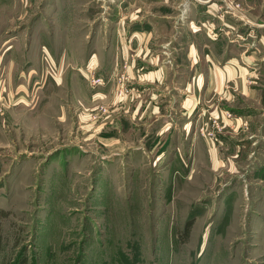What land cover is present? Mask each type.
Segmentation results:
<instances>
[{
  "label": "rangeland",
  "instance_id": "1",
  "mask_svg": "<svg viewBox=\"0 0 264 264\" xmlns=\"http://www.w3.org/2000/svg\"><path fill=\"white\" fill-rule=\"evenodd\" d=\"M241 9L239 0H0V264H264V119L252 114L261 136L226 134L214 157L210 142L239 113L212 115L208 100L182 118L202 148L182 133L170 152L160 142L119 150L94 128L107 105L80 103L109 79L117 97L131 94L128 64L104 74L80 63L83 84L73 91L62 82L72 73L63 63L70 42L84 35L90 56L117 32L126 41L129 31L158 29V47L166 30L172 44L188 12H199L215 38ZM45 71L60 81L46 91L60 105L54 118L40 101ZM255 77L264 92V71ZM243 99L235 98L240 111L258 108ZM126 137L137 142L140 133Z\"/></svg>",
  "mask_w": 264,
  "mask_h": 264
},
{
  "label": "crops",
  "instance_id": "2",
  "mask_svg": "<svg viewBox=\"0 0 264 264\" xmlns=\"http://www.w3.org/2000/svg\"><path fill=\"white\" fill-rule=\"evenodd\" d=\"M185 1L182 0V3ZM239 1L242 9L237 11L241 14L239 15L241 20L236 21L231 15H226L220 22L224 25L221 29L217 28L218 36L215 38L199 26L200 23L206 24L209 17L194 18L193 16L199 12L193 15L188 12L182 20V28L174 31L176 36L172 44L169 29L162 36L163 42L160 46H152L151 40L159 36V31L155 28L140 33L129 31L126 41H123V32H117L116 35L110 32L109 34H113L110 35L111 40L106 41L104 46L99 48L98 54L95 53L92 56L86 48L85 35L82 36L84 40L81 42L77 39L70 42L75 47L83 46L78 47L77 50L75 47L73 50L70 49L64 59L66 62L62 61L65 70L72 72L67 73V76L62 78V82L66 78V84L73 91L74 88L83 84L79 82V74L81 76L87 74L85 73L87 70L78 67L80 63H87V67L91 70L97 69L99 73L104 71L102 72L104 74L107 70H112L111 73L117 69L121 70L124 63L128 64L131 94L126 97H117L114 93L115 79H109L104 85L97 87L93 96L90 88L88 98L82 93L83 98L80 104L83 107L88 102L92 103L96 100L107 105L102 121L94 127L99 132L101 142L113 145V148L119 150L128 147L148 150L149 146L160 142L158 149H168L170 152L175 146L178 147L176 141H182L181 137L184 133V138L190 135L189 141L200 149L202 148L201 139L194 137L197 133L191 128L190 120H182V118L189 117L190 119L192 114L186 116L184 113H192L196 105L208 100L211 101L212 115L219 114V111L223 114V109L239 113L238 117L234 114L236 117L230 119L232 120L231 127L218 133L217 140L210 142L212 156L216 157L214 150H217L219 144H224L226 134L234 136L232 134L241 130V132H248L245 136L251 138L252 141L254 136L257 137L258 134L261 136L259 133L261 124L259 129L258 125L254 127L252 114L260 116L257 117L259 122L263 121L264 92L263 88L259 87L256 93L254 83H256L255 74L261 75L264 71V0ZM189 6L191 7V3ZM252 24H254L253 27ZM107 34L106 32L105 35ZM139 41H144V43L141 45ZM10 46L13 45H8L4 52H12ZM129 49L132 50L130 54H128ZM38 55L36 62L40 61V64H45L40 60V52ZM50 59L53 63V59ZM140 70L143 71L139 72ZM76 71L78 74L75 73ZM48 73L45 71V74H42L46 84L44 83V89L42 87V94H40L45 96L40 101L44 102V108L41 107L42 111L48 108L46 107L48 102L51 103L50 117L54 118L57 113L53 114V110L59 111L60 105L53 98L49 101L46 98V91L56 89L60 81L55 78V74L48 76L50 74ZM235 87L240 88L241 91L236 92ZM73 91L71 92L72 98H74ZM209 95H211L210 99L207 98ZM242 95L243 100L249 102V107L251 103L256 102L259 104L258 108L251 107L247 110L244 107L242 111L237 109L235 98ZM70 101L73 104L74 101L71 99ZM187 102L189 103L186 105ZM190 106L191 108L188 109ZM63 109L66 110L64 107ZM107 123L113 130L105 129ZM88 126L92 127V125ZM137 132L140 133V139L137 142H135L136 139L130 140L126 137L129 133ZM262 139L264 141V136ZM146 144L148 148L145 147ZM262 255H264V250ZM262 262H264V257Z\"/></svg>",
  "mask_w": 264,
  "mask_h": 264
},
{
  "label": "trees",
  "instance_id": "3",
  "mask_svg": "<svg viewBox=\"0 0 264 264\" xmlns=\"http://www.w3.org/2000/svg\"><path fill=\"white\" fill-rule=\"evenodd\" d=\"M186 226L189 227V223H186ZM187 231H188V229L185 232H187Z\"/></svg>",
  "mask_w": 264,
  "mask_h": 264
}]
</instances>
